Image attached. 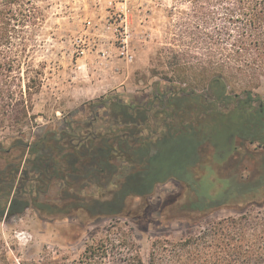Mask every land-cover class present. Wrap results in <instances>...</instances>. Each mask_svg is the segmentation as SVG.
Returning <instances> with one entry per match:
<instances>
[{"label": "trees", "instance_id": "1", "mask_svg": "<svg viewBox=\"0 0 264 264\" xmlns=\"http://www.w3.org/2000/svg\"><path fill=\"white\" fill-rule=\"evenodd\" d=\"M38 1L0 0V100L19 68L9 56L25 52L30 24L43 15ZM177 1L188 6L176 22L178 47L203 49L209 65L264 73V0ZM226 80L212 74L201 90L155 82L151 94L133 100L108 92L60 127L0 140V221L27 209L44 220L72 219L64 234L73 240L89 223L113 219L77 259L44 249L17 264H264V98L247 87L230 91ZM20 113L15 121L27 119L24 106ZM168 180L184 191L167 219L197 225L221 209L233 215L179 240H153L144 260L120 219H138V208ZM7 252L0 242V264H15L19 253Z\"/></svg>", "mask_w": 264, "mask_h": 264}, {"label": "rangeland", "instance_id": "2", "mask_svg": "<svg viewBox=\"0 0 264 264\" xmlns=\"http://www.w3.org/2000/svg\"><path fill=\"white\" fill-rule=\"evenodd\" d=\"M37 5L43 15L36 25L30 24L27 49L9 56L18 58L19 68L11 71L0 100L1 141L10 135L30 139L45 127H60L64 117L82 103L108 92L124 100L140 99L152 93L155 82L161 89L184 83L201 90L210 75L220 72L227 77L230 91L247 87L264 98V73L235 64L232 69L209 65L203 49L176 45V22L180 12L187 11V4L177 0H40ZM22 106L27 119L15 121ZM183 191L174 180L158 184L147 198V207L138 208V219H120L131 226L144 260L153 240H179L206 222L233 215L221 209L197 225L184 218L167 219L168 213L176 212L174 205ZM130 203L136 208L140 199ZM73 222L40 219L27 209L18 217L0 221V242L8 248V256L19 253L15 264L38 258L44 249L73 260L113 219L89 223L72 240L64 233Z\"/></svg>", "mask_w": 264, "mask_h": 264}]
</instances>
